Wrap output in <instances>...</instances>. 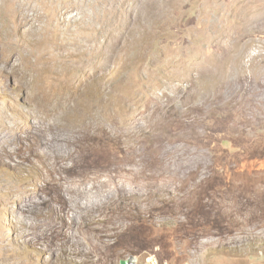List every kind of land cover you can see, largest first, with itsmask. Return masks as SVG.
<instances>
[{
  "label": "rangeland",
  "instance_id": "rangeland-1",
  "mask_svg": "<svg viewBox=\"0 0 264 264\" xmlns=\"http://www.w3.org/2000/svg\"><path fill=\"white\" fill-rule=\"evenodd\" d=\"M148 253L264 264V0H0V264Z\"/></svg>",
  "mask_w": 264,
  "mask_h": 264
},
{
  "label": "built area",
  "instance_id": "built-area-1",
  "mask_svg": "<svg viewBox=\"0 0 264 264\" xmlns=\"http://www.w3.org/2000/svg\"><path fill=\"white\" fill-rule=\"evenodd\" d=\"M143 259H144V264H159L157 257L151 253L144 255ZM131 260L133 264H137L139 261V258L136 256H132ZM140 262H143V261L141 260Z\"/></svg>",
  "mask_w": 264,
  "mask_h": 264
},
{
  "label": "water",
  "instance_id": "water-1",
  "mask_svg": "<svg viewBox=\"0 0 264 264\" xmlns=\"http://www.w3.org/2000/svg\"><path fill=\"white\" fill-rule=\"evenodd\" d=\"M132 257H126L119 260V264H133Z\"/></svg>",
  "mask_w": 264,
  "mask_h": 264
}]
</instances>
